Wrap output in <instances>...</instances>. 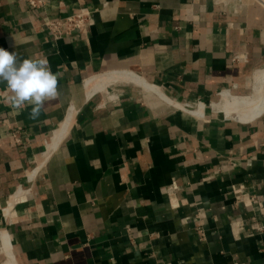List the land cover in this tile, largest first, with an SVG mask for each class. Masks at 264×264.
<instances>
[{"label":"crops","instance_id":"1","mask_svg":"<svg viewBox=\"0 0 264 264\" xmlns=\"http://www.w3.org/2000/svg\"><path fill=\"white\" fill-rule=\"evenodd\" d=\"M0 47L59 74L0 97V264H264V112L215 108L264 86V0H0Z\"/></svg>","mask_w":264,"mask_h":264},{"label":"clouds","instance_id":"2","mask_svg":"<svg viewBox=\"0 0 264 264\" xmlns=\"http://www.w3.org/2000/svg\"><path fill=\"white\" fill-rule=\"evenodd\" d=\"M58 73H53L46 57L20 58L15 51L0 47V93L3 103L19 111L30 106L29 116L38 120L46 102L58 96Z\"/></svg>","mask_w":264,"mask_h":264},{"label":"built area","instance_id":"3","mask_svg":"<svg viewBox=\"0 0 264 264\" xmlns=\"http://www.w3.org/2000/svg\"><path fill=\"white\" fill-rule=\"evenodd\" d=\"M32 9L41 11L46 6V0H24ZM95 11L87 7L65 18L47 16L43 23V30L55 40L70 37L74 32L86 33L88 25L93 19ZM262 229V228H259ZM198 232L204 236V230Z\"/></svg>","mask_w":264,"mask_h":264},{"label":"bare ground","instance_id":"4","mask_svg":"<svg viewBox=\"0 0 264 264\" xmlns=\"http://www.w3.org/2000/svg\"><path fill=\"white\" fill-rule=\"evenodd\" d=\"M260 78H262V76ZM225 102L228 104V106L231 105L235 108L233 110L231 108H226V106H217V109H219V112L224 116L225 119H234L243 123H249L250 121L260 117L264 112V86L259 87L253 96L232 97L228 94H225ZM179 106L193 113L198 112V110H195L188 105ZM60 136H57L55 138L56 142L59 139L58 137Z\"/></svg>","mask_w":264,"mask_h":264},{"label":"rangeland","instance_id":"5","mask_svg":"<svg viewBox=\"0 0 264 264\" xmlns=\"http://www.w3.org/2000/svg\"><path fill=\"white\" fill-rule=\"evenodd\" d=\"M230 94L233 95L232 93H230ZM233 96H235V95H233ZM217 106H226V108H231L233 110L235 109L234 106L229 105L230 106L229 107L228 104L225 102V94H223L222 101ZM217 106L215 108H216V110H219V109H217Z\"/></svg>","mask_w":264,"mask_h":264}]
</instances>
